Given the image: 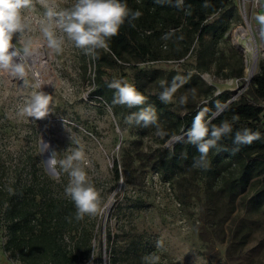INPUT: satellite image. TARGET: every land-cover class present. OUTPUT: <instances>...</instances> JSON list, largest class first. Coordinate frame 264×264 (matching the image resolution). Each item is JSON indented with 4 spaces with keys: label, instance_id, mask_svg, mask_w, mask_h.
<instances>
[{
    "label": "rangeland",
    "instance_id": "1",
    "mask_svg": "<svg viewBox=\"0 0 264 264\" xmlns=\"http://www.w3.org/2000/svg\"><path fill=\"white\" fill-rule=\"evenodd\" d=\"M59 2L61 7H70L74 0ZM238 5L237 0L235 19L221 47L226 52L232 47L233 57H243V77L218 79L208 72L201 74L217 90L229 89L234 95L248 84L245 65L249 58L241 31L234 29L250 27L259 46L255 72L258 63H264L255 16L249 14L246 5L245 22ZM42 11L37 4L36 10L28 14L30 20L38 18ZM28 35L40 38L34 22ZM36 55L27 64L24 79L0 74V183H8L15 176L25 182L31 175H45L55 182L65 179L67 185V174L58 165L55 170L47 165L49 152L55 150L59 160L69 147H82L90 182L101 194V211L86 221H96L95 250L84 264H146L144 257L149 255L159 257L157 264H264V217L254 211L245 212L238 204L229 216L222 210H217L216 218L210 215L204 204L203 183L194 181V186L183 187L176 177L170 179L157 169L154 158L171 150L165 147V135H157L155 127L126 124L125 118L139 108L112 105L115 90L111 89L109 96L102 92L105 84L114 79L133 84L134 62L126 67H103L98 74L96 58L85 55L71 41L65 42L60 54L41 44ZM191 61L192 57H188L138 66L182 69L181 64ZM38 83L52 97L48 115L39 121L18 116L23 101L41 90L36 88ZM147 91L159 95L160 88L154 83ZM171 103L177 113L178 97L174 96ZM106 105H112V110L107 111ZM149 105L152 106L146 99L144 107ZM156 113L161 129L165 133L172 131L171 121H164ZM72 140L79 141V145ZM115 162L118 179L113 172ZM222 205L223 200L216 198L214 209ZM242 222L254 229L244 246L235 238ZM5 240L6 232L0 224V264H21L4 251Z\"/></svg>",
    "mask_w": 264,
    "mask_h": 264
},
{
    "label": "trees",
    "instance_id": "2",
    "mask_svg": "<svg viewBox=\"0 0 264 264\" xmlns=\"http://www.w3.org/2000/svg\"><path fill=\"white\" fill-rule=\"evenodd\" d=\"M124 2L142 15L133 22L134 26L125 22L118 35L109 40L108 51L98 50L96 70L99 74L103 67H126L134 62L133 85L163 120L174 126L164 138L183 134L191 128L198 111L204 107L215 111L217 101L225 104L234 95L229 89L217 90L201 77L202 73H211L218 79L243 77V57H233L232 47L227 52L221 47L235 19L237 0H184L181 8L175 7V0L171 4L156 0ZM205 3L208 7H204ZM170 32L173 33L170 39H162ZM188 57L192 61L181 64L182 69L138 66ZM178 74L189 78L174 95L178 99L187 97V102L180 104L175 113L172 103H162L159 95L148 94L147 88L155 83L160 94L161 84H170ZM102 90L111 95L108 85ZM227 105V110L213 123L228 120L234 131L247 127L259 132L261 139L233 151L236 146L232 139L223 138L219 144L226 150H210L207 170L192 167L199 153L186 142L175 143L170 151L155 157L154 162L157 169L170 179L176 177L183 187L194 186V181L203 183L205 208L214 218L218 216L217 210L229 216L236 204L244 207L245 212L259 213L261 218L264 217V63H258L249 83ZM233 116L238 119L232 121ZM113 172L118 179L117 162ZM43 176L31 175L25 182L15 176L8 183H0V224L6 232L3 249L21 264H84L95 250V218L89 224H86L88 216L77 220L75 205L64 193L65 179L55 182ZM216 198L223 200L219 209L213 206ZM253 232L250 224L240 223L235 232L236 242L246 245Z\"/></svg>",
    "mask_w": 264,
    "mask_h": 264
},
{
    "label": "clouds",
    "instance_id": "3",
    "mask_svg": "<svg viewBox=\"0 0 264 264\" xmlns=\"http://www.w3.org/2000/svg\"><path fill=\"white\" fill-rule=\"evenodd\" d=\"M156 3L171 4L172 0H156ZM183 3L184 0H175V7L181 8ZM37 4L43 11L38 18L30 20L28 14L36 10ZM204 7H208V4L205 3ZM141 15L139 10L130 9L124 0H74L70 7H61L59 0H0V74L24 79L27 75V64L41 44L52 53L60 54L64 50L65 42L71 41L77 49L95 59L98 50H109V40L118 35L126 21L134 26L133 22ZM255 21L261 37H264V14H257ZM32 22L38 28L39 39L28 35L32 31ZM172 35L171 32L167 33L162 39L168 40ZM189 77L178 74L170 84L162 83L160 101L165 104L173 102L174 95ZM108 87L115 90L112 105L127 106L129 109L139 108L125 118L126 124L144 128L155 127L157 135H167L160 127L154 107H144L146 97L133 84L114 79ZM36 88L41 90L32 92L23 101L18 108V116L39 121L48 115L52 97L42 90L39 83ZM186 102L187 97L179 98L181 105ZM112 105H106V110L111 111ZM227 108V104H221L219 101L216 102L215 111L207 107L202 108L194 116L191 128L181 135H171L165 147L171 149L175 143L183 142L194 145L199 156L194 159L192 167L207 170L210 150H226L219 144L223 138L232 139L236 146L233 151H238L240 145H250L261 139L259 132H253L247 127L234 131L233 123L228 120L219 124L213 123ZM237 119L236 116L232 117V121ZM71 142L79 145V141ZM66 152L64 158L57 160L56 151H50L46 163L53 170L58 165L60 171L67 174L68 183L64 193L75 205V218L81 220L85 216H96L101 211V194L90 182L84 166L85 152L79 146L69 147ZM56 175L59 176L60 172ZM158 259L155 255L144 257L146 264H157Z\"/></svg>",
    "mask_w": 264,
    "mask_h": 264
},
{
    "label": "bare ground",
    "instance_id": "4",
    "mask_svg": "<svg viewBox=\"0 0 264 264\" xmlns=\"http://www.w3.org/2000/svg\"><path fill=\"white\" fill-rule=\"evenodd\" d=\"M240 36L245 40L246 51L249 53V58L245 65V76L248 81L254 75L256 69L257 51L259 46L256 43L255 34L249 26L241 31ZM256 36H258L261 41V48L264 47V37H261L258 28ZM36 56L37 55L35 54L33 57L36 58Z\"/></svg>",
    "mask_w": 264,
    "mask_h": 264
},
{
    "label": "built area",
    "instance_id": "5",
    "mask_svg": "<svg viewBox=\"0 0 264 264\" xmlns=\"http://www.w3.org/2000/svg\"><path fill=\"white\" fill-rule=\"evenodd\" d=\"M260 0H238V6L241 14L244 16V21L246 22V16H247V11H246V5L249 6V14L253 15L255 10L257 9L259 5ZM259 29V28H258ZM242 31L243 27H239L234 29L235 32L237 31Z\"/></svg>",
    "mask_w": 264,
    "mask_h": 264
},
{
    "label": "crops",
    "instance_id": "6",
    "mask_svg": "<svg viewBox=\"0 0 264 264\" xmlns=\"http://www.w3.org/2000/svg\"><path fill=\"white\" fill-rule=\"evenodd\" d=\"M257 14H264V0H260L257 9L253 13V16H256Z\"/></svg>",
    "mask_w": 264,
    "mask_h": 264
},
{
    "label": "water",
    "instance_id": "7",
    "mask_svg": "<svg viewBox=\"0 0 264 264\" xmlns=\"http://www.w3.org/2000/svg\"><path fill=\"white\" fill-rule=\"evenodd\" d=\"M252 78V77H251ZM251 78L248 80V83H249V81L251 80ZM240 92L238 91L234 96H232L225 104H228V103H230L234 98H235V96L237 95V94H239Z\"/></svg>",
    "mask_w": 264,
    "mask_h": 264
}]
</instances>
